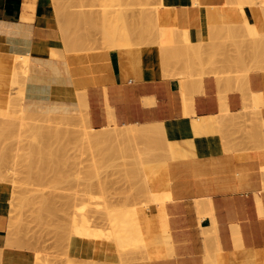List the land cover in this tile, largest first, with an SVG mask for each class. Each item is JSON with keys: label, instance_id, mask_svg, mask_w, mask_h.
<instances>
[{"label": "crops", "instance_id": "1", "mask_svg": "<svg viewBox=\"0 0 264 264\" xmlns=\"http://www.w3.org/2000/svg\"><path fill=\"white\" fill-rule=\"evenodd\" d=\"M20 1L0 0V57L9 64L15 54L28 56L24 111L83 115L93 129L158 121L169 143L167 159L146 172L151 184L170 193L163 203L167 242L120 263L107 242L73 233L72 262L264 264V143L252 147L242 127L252 92L261 101L253 111L264 120V69L222 73L230 69L226 62L205 65L202 73L200 67L188 74L184 69L188 58L206 53L210 38L244 22L236 2L162 0L158 43L65 52L58 26L47 23L55 22L49 4L36 0L33 19L25 20ZM244 10L257 29L264 27L255 7ZM51 48L63 51L54 56ZM176 50H183L182 61L174 59ZM5 73L0 72V102L10 84ZM10 192L0 182V264H36L32 251L6 245L1 234Z\"/></svg>", "mask_w": 264, "mask_h": 264}, {"label": "rangeland", "instance_id": "2", "mask_svg": "<svg viewBox=\"0 0 264 264\" xmlns=\"http://www.w3.org/2000/svg\"><path fill=\"white\" fill-rule=\"evenodd\" d=\"M95 1L93 2V0H85V1L84 0H40L41 3L49 4L52 15L55 18V22L52 19H49L47 23L57 25L59 30L61 28L60 33L62 38V46L65 52H70V51L80 52V51H90L94 49L122 48V47L133 46V44L147 45L148 43H153L152 41L154 40L155 43H158L159 41L157 40L158 39L157 32L159 31L158 17L160 18L159 9L162 6V3H160L162 2V0H95ZM237 1L238 0H230L229 2L230 3L236 2L238 6V10H241L239 12L241 13L245 21L248 19L247 14L244 10L245 5H249L250 7L252 6L255 7L262 14V17L264 19V0H248V1L245 0L246 2L245 1L243 2L242 0L240 2ZM250 1L253 2L250 3ZM20 3H21L20 6L21 18L25 20H32L36 6V0H33V2L21 0ZM98 7L99 10L101 9L100 11L97 9ZM145 11L147 14L145 13ZM153 11H156L158 15L155 12L154 14L151 13ZM126 12L129 13L130 15L126 14ZM124 13L126 14V17L124 16ZM141 13H143L144 16ZM86 14H88V16L90 15V17H88ZM80 20L81 23H84V25L86 26L82 24L80 27V25H78L77 23V21L79 22ZM84 20L85 22H88V24H85ZM75 21H76V26L73 25ZM247 21L245 24L243 22L238 25H232L233 28L232 26L226 27L224 29L226 33L223 36L216 35L210 38L208 43L209 49L206 51V53L203 52L202 54L199 55H193L191 58L187 59V62L186 61L184 62L185 72L188 74L193 68L200 67V70H198V72L202 73L204 72L203 69L205 65H210V64L221 65L224 64V62L230 64V69L228 71H224V70L220 71L222 73H226V72L247 73L249 70H253V69H264V27L262 29H257L256 25L250 21L248 22V24L251 23L252 26L251 25L249 26H251L252 28L251 27L249 28L248 25L247 28V26H245L247 24ZM67 22L70 24L68 25ZM86 28H88L87 31H85ZM90 29H92V31ZM83 30L85 32H83ZM133 30H135L134 33ZM80 34L82 37L80 36ZM89 37L92 38L89 39ZM83 39H85L88 42H84ZM218 48L220 49L218 50ZM252 48L253 50L255 49L256 50L255 52L253 51L251 55L254 53H255L254 55H256L257 54L256 52H258L259 55L262 57V59L258 55L257 57L258 59L254 58L255 62L253 61L254 60L253 55L252 57L251 55H249L250 52H252V50H250ZM241 49L243 53L244 51L249 50L250 52L248 51L247 53L249 54H247L246 56H249L250 58L247 57L246 60L245 59L243 60L242 58L243 57L245 58L246 56H244V54L241 52ZM52 50H54L55 52ZM56 50H57L56 48H52L50 49V53L51 54L54 53L56 55L59 49L57 50V52ZM176 52L177 53H175L174 59L177 60L179 59V61L181 59L182 61L183 59L182 51L179 52L178 50H176ZM210 52L212 54H209ZM241 53H242V57H241ZM210 55H213L214 57ZM238 55L240 57H238ZM12 57L13 58L11 63L8 64L10 66H6L7 68L6 67L3 68L6 71L5 74L9 76L8 78L10 82L6 92L7 99L3 102H0V182L7 183L11 187L10 196L8 198V212H7L6 223L4 224V228L2 229V233H1L5 238V244L8 246H11L12 244V246L15 245L17 247L29 249L30 251H32V253H34L33 258L37 264H84V263H73L70 257L68 256L69 239L73 235V233L87 239L92 238L95 241L107 242L110 248L109 249L110 253H112V255L116 254L120 263L133 258L132 256L134 255H143V253L145 255L147 253L150 254L149 246H152L154 248V251H156L157 249L156 247H159L160 245L166 243L168 240L167 229H166L167 227L164 221L165 214L161 215L164 212L161 213L162 211L159 207L161 203L162 205L161 207L163 208L162 202L164 203V201L167 199L168 196L165 199L162 197L163 193L161 194L162 196L158 195L159 193H157V195L161 196L163 199L156 196L154 199V195L151 196V194L153 193L151 194L149 192L147 193L148 189L146 182L150 186H152L151 188H154L156 186L151 184L150 182L151 180L150 176L152 175H149L146 172L153 165H156L167 159L168 157L167 153H169V147H168L169 143L166 144L167 146L166 149L164 141L157 139V137H156L157 139L156 141L155 137L154 138L152 137L156 135L154 132L151 135V138L153 139H150L148 136L146 137L149 138L148 140L145 138L144 139L137 138L134 139L133 141H129L131 142L130 144L129 142L126 143L127 146L130 147V150L129 147L126 146V144H125V148L124 147L121 148L123 150L125 149V151L128 149L129 151H127L126 153H123V150L121 151V149L120 151H118L119 148H117L118 150H116L115 148L116 151L114 150V152L111 154H106L105 149L103 150L101 149L99 150V152L98 151L94 152L95 149L91 151L90 148L87 147L88 145H86L83 139H85V136H87L88 134L95 132L96 129L91 128L89 124L86 123L83 115H79V116L70 115L69 120H62V122L59 123L60 125L59 124L58 125L62 127V129L73 128V130H76L74 128H77L78 130H76L75 132L71 131L73 133L71 135L69 134L70 138L68 132L66 133L65 131H59L61 133L59 134L60 136L62 135V132H65L67 134V135L65 134V136H63L62 139L65 148L59 149V146L61 147V145L59 144L62 143L60 142L62 141L60 140L61 138L58 136V138H60L59 139L60 141H58V138L56 136L57 140L53 138L56 140L54 141L52 137L50 138L49 136L51 135V133L53 135L55 133L54 132L55 130H53V132H51V130L50 131L48 130L47 132L48 133L50 132V134L48 135L47 133L48 136H46L43 135L44 133L42 134L43 131L46 132L47 130L46 128H44L45 130H43L42 132L39 131L41 130V128L40 129L38 128L39 130L34 127L32 128L33 125L35 126L41 124H49L47 122H44L43 119L41 118V117H45L46 115L42 113L33 114L26 112L22 109L21 101L23 96V82L26 76L24 74L25 73L27 74V69H28L27 67L23 68L22 66L23 63L24 66L28 65L25 64L24 62L26 59H27L26 62H28V56L23 54H15ZM206 57L208 58V61L206 60L207 59ZM237 57L238 59L240 58L241 61L240 60L238 61V59H236ZM259 57L261 59L260 61L263 60L262 63H257L259 62L258 61ZM209 58H212L213 60L210 59L211 60L210 61ZM235 59L237 61H235ZM1 60L3 59L0 57V61ZM17 60L21 62H18L17 64ZM233 62H236L237 65L234 64ZM237 62H241L242 64L238 65ZM19 64H21L22 66ZM252 95H258V93L252 92ZM255 108H257V106L255 105L254 100H252V109L250 110V117L242 118L243 120L242 127H244V129L246 130L248 137L250 138V141L252 143V147L257 146L259 144L261 145V141L264 143V138H263L264 120L260 118L257 119L256 114L253 111V109ZM48 116L52 118H55V116L56 117L59 116L58 118H61V116H63L62 118L69 117V116L50 114V113ZM30 124L32 126H30ZM50 124L56 126L55 123L53 122ZM53 126H51V128ZM111 127L112 126H110L108 129L110 130ZM123 127L124 125H115V129H121ZM260 129L262 131H260ZM35 132H39V134ZM57 133L58 131H56V134ZM85 133L87 135H85ZM157 134H158L157 136L159 137L160 134L159 133ZM39 135L40 136L42 135L43 137L42 136L39 137ZM55 135L53 137H55ZM38 137L40 139H38ZM46 137L50 139L46 140ZM42 138L46 140L47 144L52 139L51 144L59 145L58 149L60 151L65 150L64 154L56 153V156H54L55 154L53 153H55V151H58V149L55 151L50 149L49 152L48 151L49 149H47V147L53 148L54 145L50 147L49 144L47 146L45 144L46 142L45 143L42 142L41 145ZM39 140H40V144H39ZM158 141L160 142L158 143ZM32 142L33 144H29ZM56 142H60V143H56ZM123 142H120L119 144L123 145L124 144ZM38 145H40V147ZM131 145L133 147V151L131 149L132 148ZM41 146L44 149L41 148ZM145 146H147L151 150L146 149L147 147ZM55 147L57 146H54V149ZM34 148L35 150L36 148L39 149L37 150V152L39 151L38 152L39 154H37L38 157H40L42 152H44L42 154L43 156L48 153L50 155V153L52 152L51 155L56 157V159L59 158L57 160L58 161L57 163L54 161L55 159L52 160L53 156L52 158L50 157L51 155L45 156V160L49 159L48 156L50 157L49 161H52V164L55 165V166L53 165V168L56 167L55 172L53 171V169H51L50 171L47 170L48 168L46 169L47 171L43 169L46 168L44 167V165L46 164L48 165L50 164V162L48 163V160L47 161L42 160V162L45 161L46 164L44 162L41 163L40 159L42 158V156L39 158V162L42 165L44 164L42 166L43 168L41 167L40 163L37 161L38 159H36V154H35L36 151H33ZM103 152L105 155H103ZM115 152L116 153L119 152V153L115 155ZM121 152L123 153L122 155ZM137 152L140 154H138ZM94 153H96L98 157ZM98 154H100V156ZM32 155L35 158H33ZM105 156L106 158L103 161L102 159H104L103 157ZM136 157H137V161H136ZM94 159H96L95 162L97 164L93 162ZM107 159L108 161H106ZM132 159H134V161ZM97 160L100 161L99 162L100 164L98 163ZM30 163L32 164L34 163L35 165L34 164H33L34 166L32 164L30 165ZM52 164L51 166L48 165L47 167L51 168ZM29 167L32 169L31 171ZM39 167L43 169L44 172ZM26 168H28L27 169L28 171L26 170ZM39 170H41L42 173ZM137 170L139 172L141 171L142 174L139 173ZM41 174L44 177L39 176ZM142 177H145L146 180L145 183L143 182L145 180H142ZM136 186L139 187L142 186V190L141 187H140L141 191L138 189V187L136 189ZM133 187H135L136 191L132 193L131 189H133ZM143 190H146L145 192L147 194L145 193L142 194ZM136 192L138 195H136ZM166 193H164V195ZM148 196H150V198ZM41 199L42 200L45 199V201L47 200L51 201V203L50 202L48 203L47 201V203L45 204V201L43 200L42 202ZM148 199L150 200L148 201ZM42 203L48 205L49 209L47 210L48 207L46 206V211L50 210L51 213L50 211L49 214L48 212L43 211L45 209L44 207L45 205L43 206ZM52 203L54 209H52L51 206ZM152 203L153 205H151ZM42 207L44 209H42L41 211L40 208ZM155 208L157 210H154ZM148 210L149 212L147 213L146 211ZM151 213H154V217L152 216L153 214ZM82 216H84L85 218ZM142 216L144 219L142 218ZM149 218L150 219L153 218L152 222ZM144 221L147 222L148 227ZM128 222L130 224H128ZM142 222L146 224V226L142 224ZM153 223L154 224L156 223L157 225L156 224L154 225ZM131 224L134 225L133 226L135 227L134 229H132L133 227ZM129 225L131 228L129 227ZM127 228L128 230H126ZM134 232L137 233L138 235L137 234L134 235L135 234ZM127 233L130 234L126 235ZM148 233L151 234V236ZM107 236H109L110 238H108ZM112 238L114 240H112ZM120 238L122 240L121 242L116 241V240H120ZM124 238L126 239V241H124L125 243H123L122 246V244L120 243L123 242ZM20 239L22 240V242H20ZM9 241L11 243L10 245L8 244ZM132 242L133 243L135 242V244H133ZM136 245L137 247H135ZM126 246L128 247L130 246V247L128 248ZM92 262H94V264L95 263L98 264V262L95 261H91L90 264H93Z\"/></svg>", "mask_w": 264, "mask_h": 264}, {"label": "bare ground", "instance_id": "3", "mask_svg": "<svg viewBox=\"0 0 264 264\" xmlns=\"http://www.w3.org/2000/svg\"><path fill=\"white\" fill-rule=\"evenodd\" d=\"M26 1H28V2H33V0H26ZM84 1H85V0H84ZM94 1H95V0H93V2H94ZM240 1H241V0H238L237 2H240ZM242 1L244 2L245 0H242ZM246 1H248V0H246ZM246 1H245V2H246ZM95 2H96V1H95ZM124 2H125V1H124ZM157 2H158V1H157ZM159 2H160V1H159ZM223 2H224V1H223ZM243 2H241V3H243ZM251 2H253V1H250V3H251ZM83 3H84V2H83ZM96 3H97V2H96ZM96 3H95V4H96ZM160 3H162V2H160ZM256 3H257V2H256ZM84 4H85V3H84ZM93 4H94V3H93ZM196 4H197V2H196ZM254 4H255V2H254ZM85 5H86V4H85ZM88 5H89V4H88ZM97 5H98V4H97ZM97 5H96V6H97ZM90 6H91V5H90ZM96 6H95V7H96ZM254 6H255V5H254ZM252 7H253V6H252ZM97 9L99 10V7H98ZM125 9H126V8H125ZM91 10H92V9H91ZM100 10H101V9H100ZM100 10H99V11H100ZM102 10H103V9H102ZM123 10H124V8H123ZM155 10H156V9H155ZM85 11H86V10H85ZM138 11H139V9H138ZM239 11H241V10H239ZM262 11H263V10H262ZM90 12H91V11H90ZM147 12H148V11H147ZM154 12L156 13V11H153V12H151V13L154 14ZM88 13H89V12H88ZM98 13H99V12H98ZM145 13H146V11H145ZM145 13H144V14H145ZM149 13H150V12H149ZM126 14L130 15V14L127 13V12H126ZM126 14L124 13V16H125V17H126ZM131 14H132V13H131ZM136 14H137V13H136ZM141 14L143 15V13H141ZM146 14H147V13H146ZM156 14H157V13H156ZM159 14H160V13H159ZM86 15L88 16V14H86ZM99 15H100V14H99ZM150 15H151V14H150ZM157 15H158V14H157ZM101 16H102V14H101ZM131 16H132V15H131ZM143 16H144V15H143ZM88 17H90V15H89ZM133 17H134V16H133ZM139 17H140V16H139ZM139 17H138V18H139ZM145 17H146V16H145ZM155 17H156V16H155ZM58 18H59V17H58ZM67 18H68V17H67ZM72 18H75V17H72ZM85 18H86V17H85ZM129 18H130V17H129ZM149 18H150V17H149ZM245 18H246V17H245ZM78 19H79V18H78ZM89 19H90V18H89ZM142 19H143V17H142ZM156 19H157V18H156ZM75 20H76V19H75ZM82 20H83V19H82ZM108 20H109V19H108ZM133 20H134V19H133ZM133 20H132V21H133ZM139 20H140V19H139ZM158 20H159V17H158ZM247 20H248V19H247ZM247 20H246V21H247ZM59 21H60V20H59ZM128 21H129V20H128ZM141 21H142V20H141ZM156 21H157V20H156ZM244 21H245V20H244ZM246 21L244 22V24L246 23ZM68 22H69V21H68ZM68 22H67V23H68ZM82 22H83V21H82ZM84 22H85V20H84ZM145 22H146V21H145ZM248 22H250V21H247V24H246L245 26H247V25H248V26H249V25L252 26V24H251V23L248 24ZM58 23H59V22H58ZM67 23H66V24H67ZM77 23H78V25H80V27H81L82 24L84 25V23H81V20H80L79 22L77 21ZM80 23H81V24H80ZM93 23H94V22H93ZM153 23H154V22H153ZM234 23H235V22H234ZM61 24H62V23H61ZM69 24H70V23H68V25H69ZM85 24H88V22H85ZM91 24H92V23H91ZM91 24H89V25H91ZM129 24H130V23H129ZM129 24H128V26H129ZM73 25L76 26V21L73 23ZM118 25H119V24H118ZM155 25H156V24H155ZM155 25H154V27H155ZM207 25H208V24H207ZM213 25H214V24H213ZM220 25H221V24H220ZM61 26H62V25H61ZM84 26H86V25H84ZM116 26H117V25H116ZM211 26H212V25H211ZM248 26H247V28H248ZM251 26H249V28H250ZM131 27H132V26H131ZM133 27H134V26H133ZM142 27H143V26H142ZM144 27H145V26H144ZM175 27H176V26H175ZM226 27H227V26H226ZM139 28H140V27H139ZM182 28H183V27H182ZM220 28H222V27H220ZM232 28H233V26H232ZM251 28H252V27H251ZM71 29H72V28H71ZM71 29H70V30H71ZM75 29H76V28H75ZM87 29H88V28H86L85 31H87ZM94 29H95V28H94ZM133 29H134V28H133ZM141 29H142V28H141ZM141 29H140V30H141ZM146 29H147V28H146ZM157 29H158V28H157ZM172 29H173V28H172ZM184 29H185V28H184ZM68 30H69V29H68ZM73 30H74V29H73ZM79 30H80V29H79ZM90 30L92 31V29H90ZM129 30H130V29H129ZM129 30H128V31H129ZM140 30H139V31H140ZM158 30H159V29H158ZM219 30H220V29H219ZM231 30H232V29H231ZM256 30H257V29H256ZM60 31H61V28H60ZM77 31H78V30H77ZM85 31L83 30V32H85ZM101 31H102V30H101ZM105 31H106V30H105ZM134 31H135V30H133V33H134ZM145 31H146V30H145ZM79 32H80V31H79ZM106 32H107V31H106ZM140 32H141V31H140ZM181 32H182V31H181ZM208 32H209V31H208ZM251 32H252V29H251ZM75 33H76V32H75ZM94 33H95V32H94ZM100 33H101V32H100ZM129 33H130V32H129ZM131 33H132V32H131ZM160 33H161V32H160ZM176 33H177V32H176ZM176 33H175V34H176ZM178 33H179V32H178ZM218 33H219V31H218ZM220 33H221V32H220ZM77 34H78V33H77ZM85 34H87V33H85ZM88 34H89V33H88ZM91 34H92V33H91ZM211 34H212V33H211ZM211 34H210L209 38L212 36ZM261 34H262V33H261ZM98 35H99V34H98ZM106 35H107V34H106ZM116 35H117V34H116ZM132 35H133V34H132ZM147 35H148V34H147ZM258 35H259V34H258ZM76 36H77V35H76ZM78 36H79V35H78ZM80 36H81V34H80ZM86 36H87V35H86ZM129 36H130V35H129ZM176 36H178V35H176ZM233 36H234V35H233ZM81 37H82V36H81ZM135 37H136V36H135ZM138 37H139V36H138ZM84 38H85V37H84ZM91 38H92V37H91ZM91 38L89 37V39H91ZM130 38H132V37H130ZM140 38H141V36H140ZM154 38H155V36H154ZM258 38H259V37H258ZM80 39H81V38H80ZM80 39H79V40H80ZM87 39H88V38H87ZM142 39H143V38H142ZM147 39H148V38H147ZM156 39H157V38H156ZM63 40H64V39H63ZM94 40H95V39H94ZM130 40H131V39H130ZM149 40H150V39H149ZM152 40H153V39H152ZM157 40H159V38H158ZM251 40H252V39H251ZM83 41H84V42H88V41H86L85 39H83ZM145 41H147V40H145ZM261 41H262V39H261ZM81 42H82V41H81ZM101 42H102V41H101ZM134 42H135V41H134ZM152 42L155 43V40L152 41ZM236 42H237V41H236ZM252 42H253V41H252ZM89 43H90V42H89ZM113 43H114V42H113ZM143 43H144V42H143ZM146 43H147V42H146ZM159 43H160V42H159ZM175 43H176V42H175ZM178 43H179V42H178ZM253 43H254V42H253ZM260 43H261V42H260ZM67 44H68V43H67ZM103 44H104V42H103ZM148 44H149V43H148ZM188 44H189V43H188ZM251 44H252V43H251ZM107 45H108V44H107ZM133 45H134V44H133ZM191 45H193V44H190V46H191ZM165 46H166V45H165ZM169 46H170V45H169ZM188 46H189V45H188ZM212 46H213V45H212ZM253 46H254V45H253ZM167 47H168V46H167ZM182 47H183V46H182ZM184 47H185V46H184ZM184 47H183V48H184ZM217 47H218V46H217ZM64 48H65V47H64ZM71 48H72V47H71ZM90 48H91V47H90ZM179 48H180V47H179ZM220 48H221V47H220ZM220 48H218V50H219ZM51 49H52V48H51ZM66 49H67V47H66ZM160 49H161V48H160ZM57 50H58V49H57ZM57 50H56V52H57ZM162 50H163V48H162ZM185 50H186V49H185ZM193 50H194V49H193ZM213 50H214V49H213ZM250 50H252V52H250L249 50H246V51L243 50V51H244V53H243V52H242V49H241V52L244 54V56H246L247 54H249V53H247L248 51L250 52L249 55H251V53H253V51L255 52L256 49L253 50V48H252V49H250ZM52 51H54V50H52ZM61 51H63V50H61ZM61 51L58 50V52H57L56 55H55L54 53H52V54H53L54 56H57V55H60ZM159 51H160V50H159ZM180 51H181V50H179V52H180ZM182 51H183V50H182ZM188 51H190V50L188 49ZM54 52H55V51H54ZM70 52H71V51H70ZM162 52H164V51H162ZM165 52H166V51H165ZM184 52H185V51H184ZM195 52H196V50H195ZM211 52H212V51H211ZM211 52H210L209 54H212ZM220 52H221V51H220ZM222 52H223V51H222ZM169 53H170V52H169ZM176 53H177V52H176ZM193 53H194V52H193ZM213 53H216V52H213ZM217 53H218V52H217ZM242 53H241V57H242ZM245 53H246V54H245ZM256 53H257V54H256L257 56L254 55L255 53L252 54V55H253V59H254V58H255V59H258L257 57H258L259 53H258V52H256ZM52 54H51V55H52ZM160 54H161V53H160ZM167 54H168V53H167ZM179 54H180V53H179ZM196 54H197V53H196ZM172 55H174V53H173ZM172 55H171V56H172ZM207 55H208V54H207ZM252 55H251V57H252ZM165 56H167V55H165ZM178 56H179V55H178ZM190 56H191V55H190ZM210 56L214 57L213 55H210ZM255 56H256V57H255ZM259 56H260V55H259ZM173 57H174V56H173ZM195 57H196V56H195ZM208 57H209V56H208ZM238 57H240V56L238 55ZM238 57H237L236 59H238ZM247 57L250 58L249 56H246L245 58L243 57L242 59H243V60H244V59L246 60ZM260 57H261V56H260ZM260 57H259V60H258L259 62H257V63H262V62H263V60L260 61V60L262 59V57H261V59H260ZM12 58H13V57H12ZM16 58H17V57H16ZM112 58H113V57H112ZM187 58H188V57H187ZM190 58H191V57H190ZM200 58H201V57H200ZM206 58H207V57H206ZM162 59H164V58H162ZM162 59H161V61H162ZM171 59H172V58H171ZM196 59H197V58H196ZM196 59H195V60H196ZM210 59H212V58H209V60H210ZM228 59H229V58H228ZM236 59H235V61H237ZM251 59H252V58H251ZM253 59H252V60H253ZM255 59L253 60L254 62H255ZM26 60H27V59H26ZM26 60H25L24 62H25V64H28V62H26ZM178 60H179V59H178ZM178 60L176 59V62H178ZM206 60L208 61V58H207ZM212 60H213V59H212ZM233 60H234V59H233ZM239 60L241 61L240 58L238 59V61H239ZM252 60H251V61H252ZM168 61H169V60L167 59L166 62H168ZM173 61H174V60H173ZM180 61H181V59H180ZM210 61H211V60H210ZM13 62H14V60H13ZM13 62H12V63H13ZM15 62H16V61H15ZM18 62H21V61H18V60H17V64H18ZM88 62H89V61H88ZM186 62H187V61H186ZM192 62H193V61H192ZM196 62H197V61H196ZM196 62H195V63H196ZM22 63H23V62H22ZM161 63H163V65L165 64V62H161ZM168 63H169V62H168ZM195 63H194V64H195ZM233 63L236 64V62H233ZM237 63H238V65H239V64H242L241 62H237ZM245 63H246V62H245ZM180 64H181V66L183 65V63H181V62H180ZM180 64H177V66L179 65V67L181 68ZM12 65H13V64H12ZM12 65H11V66H12ZM14 65H15V64H14ZM19 65H21V64H19ZM19 65H18V66H19ZM187 65H188V63H187ZM236 65H237V64H236ZM246 65H247V64H246ZM6 66H10V65H8L6 62H4V60H1V61H0V72H1L2 69H3L4 67H6ZM21 66H22V65H21ZM161 66H162V65H161ZM167 66H168V64H166V66L164 65V67H166V69H169ZM169 66H170V65H169ZM173 66H174V65H173ZM241 66H242V65H241ZM244 66H245V64H244ZM19 67H20V66H19ZM22 67L25 68V67H27V66H24V63H23V66H22ZM117 67H118V66H117ZM175 67H176V66H175ZM6 68H7V67H6ZM14 68H15V67H14ZM162 68H163V66H162ZM11 69H12V68H11ZM164 69H165V68H163V70H164ZM172 69H173V68H172ZM3 70H4V69H3ZM24 70H25V69H24ZM87 70H88V69H87ZM2 72H3V71H2ZM2 72H1V73H2ZM24 75H26V73H25ZM96 84H97V83H96ZM102 87H103V86H102ZM103 88H104V87H103ZM84 89H85V88H84ZM85 92H86V91H85ZM259 95H260V94H259ZM105 96H106V95H105ZM260 96H261V95H260ZM260 96H259V97H260ZM81 97L83 98L84 95L81 96ZM257 97H258V95H252V100H254L256 106H257L258 103L261 102V101H260V102H259V101L257 102V99H258ZM84 100H86V98H85ZM86 101H87V100H86ZM82 102H84L85 104L87 103V102H85V101H83V100H82ZM82 104H83V103H82ZM86 105H87V104H86ZM86 105H84L85 108H86ZM87 108H88V107H87ZM87 111H88V109H87ZM33 114H34V113H33ZM40 114H41V113H40ZM45 115H46L45 117H41V118L43 119L44 122H47V123H49V124H41V125H35V126H34V125L32 126V125L30 124V126H32V128H33V127H34V128H37V129H38V128H39V129L41 128V130L38 129V130L41 131V132H42L43 130H45L44 128H46V129H47L46 132H44V131L42 132V134L44 133L43 135L48 136V135L50 134V132H49V133L47 132L48 130H49V131L51 130V132H53V130H55V131H54L55 133H54L53 135H52V133H51V135H49V136H50V138L52 137V139L55 138L56 140H57V138H58V136H59L61 139L58 138V141H60V140L63 139V136H65V134H66L67 132H68V135H69V134L71 135V134L73 133V132H71V131H74V132H75L76 130H78L77 128H74V129H76V130H73V128H72V129H71V128H69V129H67V128H66V129L63 128V129H62V127L59 126V125H60L59 123L62 122V120H69L70 115H64V116H69V117H64V118H62L63 116H61V118H58L59 116H58V117L55 116V118H52V117H49V116H48L49 114H47V113H45ZM38 117H40V116H38ZM36 118H37V117H36ZM109 119H110V118H109ZM112 121H113V120H112ZM52 122L55 123L56 126L51 125L50 123H52ZM110 122H111V119H110ZM211 122H212V121H211ZM222 122H223V121L219 122V124L222 123ZM226 122H227V121H226ZM114 123H115V122H114ZM203 123H204V121H203ZM35 124H37V123H35ZM38 124H39V123H38ZM58 124H59V125H58ZM109 124H110V123H109ZM217 124H218V123H217ZM219 124H218V125H219ZM3 125H4V124H3ZM115 125H116V124H115ZM115 125H114V127L112 126L113 128L111 127L110 130L108 129L110 126H109V127H105V126L103 127V126H102V128L96 129V131L93 132V133H90V134H88V135L85 133V135H87V136H85V139H83V140L85 141L86 145H88L87 147H89L91 151L95 149L94 152H95V151H98V152H99V150H101V149H102V150L105 149V153H106V154H111V153L114 152L115 148H116V150H118L117 148H119L118 151H120V149H121L122 147L125 148V144H126V143H128L129 141H133L134 139H137V138H142V139H144V138H145V139L148 140L149 138H150V139H153V138L155 137V140H156V141H157V139L164 141V143H165V147H166V149H167L166 144L168 143V141H167V138L165 137V136H166V135H165V127H164V124H163L162 122H158V121H157V122H152V123H140V124H139V123H129V124H123L124 127L121 128V129H115ZM210 125H211V124H210ZM210 125H209V127H210ZM51 126H53V127L51 128ZM89 126H90V125H89ZM204 126H205V125H204ZM260 126H261V125H260ZM263 126H264V125H263ZM8 127H9V126H8ZM261 128H262V127H261ZM9 129H10V128H9ZM112 129H113V130H112ZM263 129H264V128H263ZM35 131H36V129H35ZM56 131H58L57 134H56ZM59 131H65L66 133H65V132H62V135L60 136L59 134H61V133H60ZM260 131H262V130L260 129ZM263 131H264V130H263ZM41 132H40V133H41ZM69 132H70V133H69ZM85 132H86V131H85ZM87 132H88V131H87ZM154 132H155L156 135H155V136H152L153 138H151V135H152V133H154ZM257 132H258V131H257ZM31 133H32V132H31ZM31 133H30V134H31ZM35 133H38V134H39V132H35ZM47 133H48V135H47ZM63 133H64V134H63ZM157 133L160 134L161 137H160V136H159V137H160L161 139L157 136V135H158ZM262 133H263V132H262ZM38 134H36V135H38ZM55 134H56V135H55ZM258 134H259V133H258ZM54 135H55V137H53ZM66 135H67V134H66ZM70 135H69V138H70ZM263 135H264V134H263ZM41 136H42V135H41ZM41 136L39 135V137H41ZM56 136H57V138H56ZM72 136H74V135H72ZM72 136H71V138H72ZM148 136H149V138H146V137H148ZM39 137H38V139H40ZM42 137H43V136H42ZM156 137H157V139H156ZM257 137H258V136H257ZM262 137H263V136H262ZM36 138H37V137H36ZM44 138H45V136H44ZM44 138H42V140H41V145H42V142L45 143L46 140L50 139V138L46 137V140H45ZM82 138H84V137H82ZM255 138H256V137H255ZM263 138H264V137H263ZM52 139H51V141H52ZM55 139H53V140L56 141ZM59 139H60V140H59ZM64 139H65V138H64ZM73 139H74V137H73ZM155 140H154V141H155ZM259 140H260V139H259ZM34 141H35V140H34ZM51 141H49L48 144H47V142H46L45 144H46L47 146L50 144L49 146L51 147L52 145H54V144H51ZM54 141H53V142H54ZM123 141H124V142H123ZM60 142H62V143H60ZM60 142H56V143H60L59 145H61V147H60L59 145L55 144L54 146H57V147H55V149H54V146H53V148H48V147H47V149H49L48 151L50 152V149H52L53 151H55V150L58 149V146H59V149H63V148H65V147H64L63 140L60 141ZM120 142H123L124 144H123V145H120V144H119ZM159 142H160V141H158V143H159ZM44 143H43V145H44ZM114 143H116V144H114ZM130 143H131V142H129V144H130ZM148 143H149V142H148ZM162 143H163V142H162ZM29 144H33V142H32V143H29ZM39 144H40V140H39ZM116 145H117V146H116ZM158 145H159V144H158ZM163 145H164V144H163ZM163 145H162V146H163ZM29 146H30V145H29ZM38 146L40 147V145H38ZM38 146H37V148H38ZM62 146H63V147H62ZM126 146H127V144H126ZM34 147H35V145H34ZM127 147H129V146H127ZM131 147H132V145H131ZM145 147H147V146H145ZM168 147H169V146H168ZM32 148H33V147H32ZM37 148H36V150H35V148H34V150H33V151H36L35 154H36V159H38L37 161L39 162V158L42 156V158L40 159L41 163L44 162V163L46 164L45 161L48 160V163L50 162V164H48V165L51 166L52 161H49V159H50V157L52 158V156H53V155H51L52 152L50 153L51 156L49 155V153H48V154H45V155L43 156L42 154H43L44 152H42L41 155H40V157H38L37 154H39V153H38L39 151L37 152V150H39V149H37ZM41 148H43V147L41 146ZM45 148H46V147H45ZM160 148H161V147H160ZM162 148H163V147H162ZM43 149H44V148H43ZM43 149H42V150H43ZM59 149H58V151H55V153H53V154H55L54 156H56V153H57V154H64V151H65V150L60 151ZM96 149H97V150H96ZM131 149H132V151H133V147H132ZM146 149H149V148L147 147ZM164 149H165V148H164ZM52 150H51V151H52ZM116 150H115V151H116ZM122 150H123V149H121V151H122ZM129 150H130V147H129ZM129 150L127 149V150L125 151V149H124V150H123V153H126V152L129 151ZM149 150H151V149H149ZM29 151H30V150H29ZM31 151H32V150H31ZM124 151H125V152H124ZM163 151H164V150H163ZM46 152H47V150H46ZM46 152H45V153H46ZM61 152H62V153H61ZM148 152H149V151H148ZM148 152H147V153H148ZM100 153H101V152H100ZM118 153H119V152H118ZM118 153L115 152V155L118 154ZM123 153L121 152V155H122ZM137 153H138V152H137ZM149 153H150V152H149ZM92 154H93V153H92ZM94 154H96V153H94ZM130 154H131V153H130ZM135 154H136V152H135ZM138 154H140V153H138ZM167 154H168V153H167ZM33 155H34V154H33ZM33 155H32V157L35 158ZM46 155H49V156H50V157L48 156L49 159H47V157H46L47 160H45V156H46ZM98 155L100 156V154H98ZM103 155H105L104 152H103ZM126 155H127V154H126ZM128 155H129V153H128ZM54 156H53V159H52V160L55 159L54 161L58 163L57 160H58L59 158L56 159V157H54ZM96 156H97V154H96ZM110 156H111V155H110ZM133 156H134V155H133ZM139 156H140V155H139ZM162 156H163V155H162ZM97 157H98V156H97ZM121 157H122V156H121ZM134 157H135V156H134ZM134 157H133V158H134ZM33 158H32V159H33ZM43 158H44V159H43ZM93 158H94V157H93ZM100 158H101V157H100ZM103 158H104V159H102V158H101V159L104 161L105 158H106V156L103 157ZM109 158H110V157H109ZM111 158H112V157H111ZM138 158H139V157H138ZM142 158H143V157H142ZM112 159H113V158H112ZM42 160H45V161L42 162ZM95 160H96V159H94L93 162H94L95 164H97V163L95 162ZM99 160H100V159H99ZM109 160H110V159H109ZM132 160L134 161V159H132ZM139 160H142V159H139ZM143 160H144V159H143ZM152 160H153V159H152ZM161 160H162V159H161ZM35 161H36V160H35ZM97 161H98V160H97ZM106 161H108V159H107ZM106 161H105V163H106ZM136 161H137V157H136ZM30 162H31V161H30ZM99 162H100V161H98V163H99ZM101 162H102V161H101ZM124 162H125V161H124ZM35 163H36V162H35ZM39 163H40V162H39ZM41 163H40V165H41V167H42L44 164L42 165ZM126 163H127V162H126ZM137 163H138V162H137ZM140 163H141V162H140ZM31 164H32V163H30V165H31ZM33 164H34V163H33ZM33 164H32V165H33ZM37 164H38V163H37ZM65 164H66V163H65ZM99 164H100V163H99ZM102 164H103V163H102ZM132 164H133V163H132ZM34 165H35V164H34ZM34 165H33V166H34ZM38 165H39V164H38ZM48 165L46 164V165H44V167H46V168H43V167H42V168L45 169V170L48 168L47 170H49V171H50L51 169H53V171L55 172V168H56V167L53 168V165H54V164H52V167H51V168L47 167ZM113 165H114V164H113ZM54 166H55V165H54ZM56 166H57V165H56ZM135 166H136V165H135ZM29 168H30V167H29ZM32 168H33V167H32ZM39 168H40V167H39ZM57 168H58V167H57ZM27 169H28V168H26V170H27ZM37 169H38V167H37ZM40 169H41V168H40ZM43 169H41V170L44 172ZM117 169H118V168H117ZM137 169H138V168H137ZM31 170H32V169L30 168V171H31ZM41 170H39V171H41ZM47 170H46V171H47ZM57 170H58V169H57ZM27 171H28V170H27ZM42 171H41V173H42ZM132 171H133V170H132ZM137 171H138V170H137ZM134 172H135V171H134ZM138 172H139V171H138ZM38 173H39V172H38ZM139 173H141V171H140ZM263 173H264V172H263ZM57 174H59V173H57ZM57 174H56V176H57ZM134 174H135V173H134ZM141 174H142V173H141ZM141 174H139V175H141ZM39 176H42V174L39 175ZM42 177H44V176H42ZM42 177H41V178H42ZM45 177H46V176H45ZM37 178H38V177H37ZM142 180H145V177H142ZM170 180H171V179H170ZM143 182L145 183L146 180L143 181ZM263 182H264V180H263ZM144 183H143V185H144ZM146 184H147V189H148L147 193H148V192H149L150 194L153 193V194H151V196L154 195V199H155V196H156V197H159V198H162V197H163V198L166 199V197L170 194V193L167 194V193H166L167 191L165 192V191H162V190H158L157 187L151 188L152 186H150L147 182H146ZM146 184H145V185H146ZM54 186H55V185H54ZM137 187H138L139 190H140V187H141V190H142V186H140V187H139V186H136V189H137ZM133 189H134V190H133ZM133 189H131V190H132V191H131L132 193L136 191V190H135V187H133ZM143 189H144V187H143ZM145 189H146V186H145ZM141 190H140V191H141ZM145 191H146V190H143V191H142V194H143V193L147 194ZM155 192H156V193H155ZM170 192H171V191H170ZM128 193H129V192H128ZM138 193H139V192H138ZM157 193H159L158 195H161V194L163 193V194H162L163 196H162V195H161L162 197H161V196H158ZM164 193H166V194L164 195ZM140 194H141V192H140ZM136 195H138L137 192H136ZM139 196H141V195H139ZM146 196H147V195H146ZM164 196H165V197H164ZM129 197H130V196H129ZM144 197H145V196H144ZM148 197L150 198V196H148ZM125 198H126V197H125ZM151 198H153V197H151ZM163 198H162V199H163ZM167 198H168V197H167ZM45 199H46V198H45ZM45 199H43V200L45 201ZM132 199H133V198H132ZM41 200H42V199H41ZM43 200H42V202H43ZM52 200H53V199H52ZM149 200H150V199H148V201H149ZM47 201H48V200H47ZM47 201H45V204L47 203ZM161 201H162V200H161ZM161 201H160V202H161ZM201 201H202V200H201ZM49 202L51 203V201H48V203H49ZM155 202H156V201H155ZM209 202H210V200H209ZM149 203H150V202H149ZM200 203H201V202H200ZM45 204L42 203L43 206H44ZM162 204H163V202H162ZM49 205H50V204H49ZM151 205H153V203H152ZM155 205H156V204H155ZM40 206H41V205H40ZM46 206L48 207V205H45V206H44L45 209L42 207V208H40V210L42 211V209H44L43 211L48 212V214H49V211H50V210H49V211H46ZM51 206H52V209H54V207H53V203L51 204ZM161 206H162V205H161V203H160L159 207H160V209H161V211H162L161 213H163L164 210H163V208H162ZM163 206H164V205H163ZM57 207H58V206H57ZM259 207H260V206H259ZM201 208H203V206H202ZM48 209H49V207L47 208V210H48ZM150 210H151V207H150ZM154 210H157V209L155 208ZM52 211H53V210H52ZM159 211H160V210H159ZM146 212L148 213L149 210L146 211ZM152 212H153V209H152ZM156 212H158V211H156ZM258 212H259V211H258ZM39 213H40V212H39ZM50 213H51V211H50ZM40 214H41V213H40ZM43 214H45V213H43ZM48 214H47V215H48ZM149 214H150V213H149ZM151 214H153L152 216L154 217V213H151ZM155 214H156V213H155ZM164 214L166 215V213H163V214H161V215H164ZM55 215H56V214H55ZM119 215H120V214H119ZM143 215H144V214H143ZM161 215H160V216H161ZM42 216H43V215H42ZM48 216H49V215H48ZM121 216H122V215H121ZM123 216H124V215H123ZM148 216H149V215H148ZM155 216H156V215H155ZM51 217H52V216H51ZM82 217H84V216H82ZM144 217H146V216H144ZM150 217H151V216H150ZM84 218H85V217H84ZM142 218H143V216H142ZM142 218H141V219H142ZM156 218H158V217H156ZM156 218H155V219H156ZM159 218H160V217H159ZM143 219H144V218H143ZM146 219H147V218H146ZM146 219H145V220H146ZM149 219H150V218H149ZM149 219H148V220H149ZM155 219H154V220H155ZM162 219H163V218H162ZM162 219H160V220H162ZM150 220H151V222H152L153 218H151ZM156 220H157V219H156ZM164 221H167V220L165 219ZM164 221H163V222H164ZM40 222H42V221H40ZM126 222H127V221H126ZM129 222H130V220H129ZM129 222H128V224H130ZM144 222L147 224L146 221H144ZM151 222H150V223H151ZM160 222H161V221H160ZM47 224H48V223H47ZM142 224H144V223L142 222ZM146 224H144V225L146 226ZM153 224H154V223H153ZM155 224H156V223H155ZM155 224H154V225H155ZM159 224H160V223H159ZM161 224H162V223H161ZM131 225H132V224H131ZM156 225H157V224H156ZM126 226H127V225H126ZM133 226H134V225H132V227H133ZM135 226H136V225H135ZM129 227H130V225H129ZM147 227H148V224H147ZM149 227H151V226H149ZM153 227H154V226H153ZM158 227H159V226H158ZM166 227H167V225H166ZM130 228H131V227H130ZM134 228H135V227H133L132 229H134ZM145 228H146V227H145ZM161 228H162V227H161ZM159 229H160V228H159ZM164 229H165V228H164ZM55 230H56V229H55ZM126 230H128V228H127ZM155 230H156V229H155ZM133 231H134V230H133ZM165 231H166V230H165ZM236 231H237V230H236ZM143 232H144V231H143ZM143 232H142V233H143ZM154 232H155V231H154ZM134 233H135V232H134ZM128 234H130V233H127L126 235H128ZM132 234H133V233H132ZM136 234H137V233H135L134 235H136ZM146 234H147V233H146ZM148 234H149V233H148ZM238 234H239V233H238ZM58 235H59V234H58ZM60 235H61V234H60ZM126 235H125V236H126ZM137 235H138V234H137ZM149 235L151 236V234H149ZM206 235H207V234H206ZM111 236H112V235H111ZM129 236H130V235H129ZM59 237H60V236H59ZM107 237L110 238L109 236H107ZM112 237H113V236H112ZM119 237H122V236H119ZM130 237H131V236H130ZM148 237H149V236H148ZM239 237H240V235H239ZM61 238H62V237H61ZM113 238H114V237H113ZM113 238H112V240H114ZM131 238H132V237H131ZM143 238H146V237H143ZM58 239H60V238H58ZM88 239H89V238H88ZM91 239H92V238H91ZM103 239H104V238H103ZM110 240H111V239H110ZM61 241H62V240H61ZM116 241H120V242H121L122 240H121V238H120V240H116ZM124 241H126L125 238H124L123 242L120 243V244H122V246H123V243H125ZM129 241H130V240H129ZM136 241H137V240H136ZM142 241H143V240H142ZM146 241H147V240H146ZM20 242H22L21 239H20ZM147 242H148V241H147ZM128 243H129V242H128ZM128 243H127V245H128ZM132 243H133V242H132ZM136 243H137V242H136ZM149 243H150V242H149ZM8 244H9V245L11 244L10 241H9ZM15 244H16V243H15ZM21 244H23V243H21ZM133 244H135V242H134ZM146 244H147V243H146ZM234 244H235V243H234ZM130 245H131V242H130ZM137 245H138V244H137ZM137 245H136L135 247H137ZM207 245H208V244H207ZM11 246H12V244H11ZM13 246H15V245H13ZM118 246H119V245H118ZM118 246H117V248H118ZM122 246H121V248H122ZM133 246H134V245H133ZM139 246H140V245H139ZM241 246H242V245H241ZM7 247H8V246H7ZM15 247H16V246H15ZM124 247H125V245H124ZM126 247H128V246H126ZM129 247H130V246H129ZM129 247H128V248H129ZM135 247H133V248H135ZM141 247H142V246H141ZM141 247H140V248H141ZM169 247H170V246H169ZM212 247H213V246H212ZM12 248H13V247H12ZM119 248H120V247H119ZM156 248H157V249H156V251H157L159 247H156ZM165 248H166V247H165ZM170 248H171V247H170ZM124 249H125V248H124ZM141 249H142V248H141ZM138 250H139V249H138ZM145 250H146V249H145ZM122 251H124V250H122ZM116 252H118V251H116ZM143 252H144V251H143ZM119 253H120V252H119ZM135 254H136V253H135ZM143 254H144V253H143ZM147 254H148V253H147ZM147 254H146V255H147ZM157 254H158V253H157ZM120 255H121V254H120ZM153 255H154V254H153ZM167 255H168V254H167ZM131 256H132V255H131ZM135 257H136V256H135ZM203 257H204V256H203ZM129 258H130V257H129ZM125 259H126V258H125ZM213 259H214V258H213ZM209 260H211V259H209ZM36 261H37V260H36ZM140 261H141V260H140ZM203 261H204V260H203ZM123 262H124V261H123ZM134 262H135V261H134ZM206 262H207V261H206ZM92 263L94 264V262H92ZM33 264H34V263H33ZM36 264H37V263H36ZM95 264H96V263H95Z\"/></svg>", "mask_w": 264, "mask_h": 264}]
</instances>
